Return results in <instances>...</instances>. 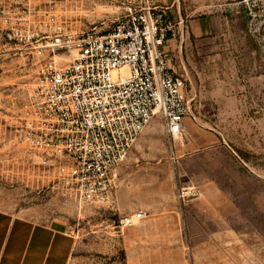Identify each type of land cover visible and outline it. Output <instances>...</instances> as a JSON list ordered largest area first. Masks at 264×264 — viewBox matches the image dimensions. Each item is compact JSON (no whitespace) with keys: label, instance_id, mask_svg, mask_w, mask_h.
<instances>
[{"label":"rangeland","instance_id":"rangeland-1","mask_svg":"<svg viewBox=\"0 0 264 264\" xmlns=\"http://www.w3.org/2000/svg\"><path fill=\"white\" fill-rule=\"evenodd\" d=\"M26 1L55 12L64 34L107 32L141 0ZM220 4L169 12L185 21L171 50L189 78L190 113L173 146L154 119L117 170L110 208L80 203L25 154L20 113L44 62L30 51L0 58V208L67 229L70 264H264V14ZM186 188L197 192L182 197ZM138 211L136 226L115 228Z\"/></svg>","mask_w":264,"mask_h":264},{"label":"built area","instance_id":"built-area-1","mask_svg":"<svg viewBox=\"0 0 264 264\" xmlns=\"http://www.w3.org/2000/svg\"><path fill=\"white\" fill-rule=\"evenodd\" d=\"M141 1L107 32L63 34L55 12L0 0V57L30 51L44 62L21 109L19 143L82 204L110 208L117 170L154 119L173 146L190 113L189 78L173 67L171 50L185 39V21ZM242 3L252 20L264 14V0ZM195 192L183 189L182 197ZM145 217L124 215L115 228Z\"/></svg>","mask_w":264,"mask_h":264},{"label":"crops","instance_id":"crops-1","mask_svg":"<svg viewBox=\"0 0 264 264\" xmlns=\"http://www.w3.org/2000/svg\"><path fill=\"white\" fill-rule=\"evenodd\" d=\"M149 2L169 12L182 9L210 10L223 6L221 0ZM76 243L75 237L60 225L41 223L0 208V264H70Z\"/></svg>","mask_w":264,"mask_h":264}]
</instances>
